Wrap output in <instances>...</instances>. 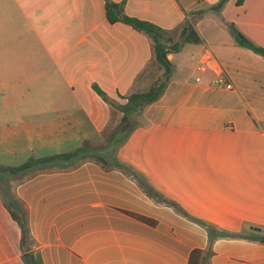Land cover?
<instances>
[{"label": "crops", "instance_id": "crops-1", "mask_svg": "<svg viewBox=\"0 0 264 264\" xmlns=\"http://www.w3.org/2000/svg\"><path fill=\"white\" fill-rule=\"evenodd\" d=\"M220 1L127 0L125 13L176 32ZM237 2L195 23L203 43L169 55L164 97L104 146L121 114L93 86L121 104L148 91L155 81L139 86L156 63L150 39L111 24L105 0H0L6 77L39 104L17 123L53 151L44 157L96 145L10 179L0 193V264H27L31 253L43 264H264V58L226 26L264 47V0ZM223 76L232 90L217 84ZM8 198L27 209L30 252Z\"/></svg>", "mask_w": 264, "mask_h": 264}, {"label": "trees", "instance_id": "trees-1", "mask_svg": "<svg viewBox=\"0 0 264 264\" xmlns=\"http://www.w3.org/2000/svg\"><path fill=\"white\" fill-rule=\"evenodd\" d=\"M229 1L230 0H221L218 4L210 7L208 10L196 12L195 17L191 20L186 19L180 30L176 31L179 33V39L176 40L174 36V34H176L175 31L167 30L154 23L127 15L125 13L127 0H123L121 3L105 0L106 13L109 22L111 24L122 23L148 37L152 43L155 61L160 67H162L164 73L155 81L148 91L136 92L126 97L121 96V99L126 101L124 104L112 99L100 86H93L94 91L101 97V99L110 106L112 110L121 114L120 122L110 131L107 142L104 146L107 145V143L111 144V142H113L118 136L127 135L135 130L137 123L134 119V115L137 113L143 114L147 107L155 104L164 97L175 72V66L170 61L169 55L181 52L187 44H202L203 40L195 28V23L202 19L207 11H213L221 15ZM245 1L246 0H238L237 5L242 6ZM226 26L238 46L248 49L254 54L264 58V47L259 46L247 37L235 23H226ZM150 67L151 66H149L148 69ZM148 69H146L142 76L146 74ZM94 148H96L95 143L86 141L80 149L73 152L43 158H31L28 162L16 167L0 165V171L7 175L16 176L39 165H49L58 161H69ZM144 189L151 198L167 203L181 210L178 204L166 200L162 194L152 188L144 187ZM6 207L21 230V248L23 252H30L32 242L26 207L18 204H14V206L7 204ZM261 240L264 241V238H261ZM27 261V264H43L40 254H29ZM192 264H195L193 260Z\"/></svg>", "mask_w": 264, "mask_h": 264}, {"label": "rangeland", "instance_id": "rangeland-1", "mask_svg": "<svg viewBox=\"0 0 264 264\" xmlns=\"http://www.w3.org/2000/svg\"><path fill=\"white\" fill-rule=\"evenodd\" d=\"M161 68L157 63L151 65L142 77L139 88L156 81L159 78ZM28 90L29 87L27 86H24L22 90L20 80L12 79L10 81L6 77L5 63L3 56H0V117L3 119L8 118L6 121L9 122V125H3L2 122L5 120H0V165L19 166L29 161L32 157H44L49 153H53L52 150H45V144L42 145L38 142V138L33 134L35 132L34 128H29L30 135H27L24 132L25 127L17 123V115L26 116V111H33L28 106L31 105L34 108L39 105L38 103L27 102L28 97L32 96V94L27 92ZM20 129L23 131L17 133V135L15 132ZM33 147L35 150H33ZM12 177V175H7L0 171V193L5 194L11 190L9 181ZM8 203L14 206L11 198H8Z\"/></svg>", "mask_w": 264, "mask_h": 264}, {"label": "built area", "instance_id": "built-area-1", "mask_svg": "<svg viewBox=\"0 0 264 264\" xmlns=\"http://www.w3.org/2000/svg\"><path fill=\"white\" fill-rule=\"evenodd\" d=\"M217 84L218 85H224V86H226V88H228L229 90H232L234 87H233V85L232 84H230L229 82H228V79L226 78V77H221L219 80H218V82H217Z\"/></svg>", "mask_w": 264, "mask_h": 264}]
</instances>
